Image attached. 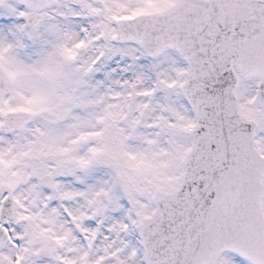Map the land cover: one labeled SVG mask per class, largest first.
<instances>
[{"label":"snow or ice","instance_id":"1","mask_svg":"<svg viewBox=\"0 0 264 264\" xmlns=\"http://www.w3.org/2000/svg\"><path fill=\"white\" fill-rule=\"evenodd\" d=\"M0 264H264V0H0Z\"/></svg>","mask_w":264,"mask_h":264}]
</instances>
